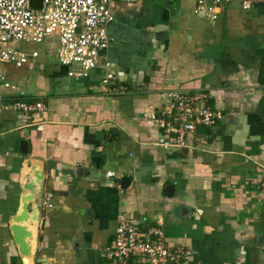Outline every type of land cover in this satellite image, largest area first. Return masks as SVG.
I'll use <instances>...</instances> for the list:
<instances>
[{"label":"crops","instance_id":"1","mask_svg":"<svg viewBox=\"0 0 264 264\" xmlns=\"http://www.w3.org/2000/svg\"><path fill=\"white\" fill-rule=\"evenodd\" d=\"M193 7L112 0L106 56L87 77L48 58L46 41L19 42L38 52L21 66L0 63L44 104L26 114L0 94V264H117L104 247L123 217L161 219L166 242L191 251L184 264H264V3L225 0L215 21ZM104 59L125 92L102 88ZM170 90L206 92L222 120L163 149L145 112ZM35 158L40 214L23 262L9 219Z\"/></svg>","mask_w":264,"mask_h":264},{"label":"built area","instance_id":"2","mask_svg":"<svg viewBox=\"0 0 264 264\" xmlns=\"http://www.w3.org/2000/svg\"><path fill=\"white\" fill-rule=\"evenodd\" d=\"M111 1L0 0V63L25 64L38 52L22 50L18 43L45 42L46 37H51L57 43V61L69 67L67 74L74 78L87 77L106 56L110 42L107 27L114 20ZM193 1L195 14L215 21L225 0ZM253 3H264V0H242L245 9ZM101 66L105 70L100 81L102 88L110 94L125 92L126 86L116 83L115 74L108 70L107 59ZM3 90L9 91L11 98L7 107L26 114L44 109L43 102L29 99L0 71V94ZM159 96L161 101L150 105L145 116L161 130L158 144L163 149L185 146L196 124L214 126L224 116L221 109L207 104L208 94L204 91L170 90L161 91ZM106 174L111 176L113 172ZM157 221V225L146 224L142 228L132 217L121 218L114 238L104 247V254L117 264H184L191 251L180 243L169 245L161 219Z\"/></svg>","mask_w":264,"mask_h":264},{"label":"water","instance_id":"3","mask_svg":"<svg viewBox=\"0 0 264 264\" xmlns=\"http://www.w3.org/2000/svg\"><path fill=\"white\" fill-rule=\"evenodd\" d=\"M204 125L196 124L195 131H203ZM43 179L42 161L33 159L30 172L26 179L20 184L24 190L19 197V205L13 216L9 219V231L13 243L17 247L23 262L33 250L34 233L37 230L39 220V203L34 201L33 194L40 190Z\"/></svg>","mask_w":264,"mask_h":264},{"label":"rangeland","instance_id":"4","mask_svg":"<svg viewBox=\"0 0 264 264\" xmlns=\"http://www.w3.org/2000/svg\"><path fill=\"white\" fill-rule=\"evenodd\" d=\"M45 41H46L45 47H46L48 58H51L52 60L57 61L56 54H55L57 43L55 39L51 37H46Z\"/></svg>","mask_w":264,"mask_h":264}]
</instances>
